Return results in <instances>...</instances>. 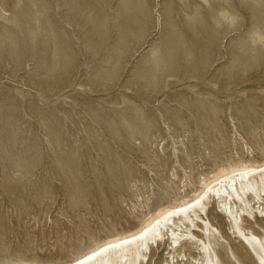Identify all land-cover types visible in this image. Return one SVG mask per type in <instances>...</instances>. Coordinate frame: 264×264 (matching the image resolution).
<instances>
[{
  "label": "rangeland",
  "instance_id": "obj_1",
  "mask_svg": "<svg viewBox=\"0 0 264 264\" xmlns=\"http://www.w3.org/2000/svg\"><path fill=\"white\" fill-rule=\"evenodd\" d=\"M239 155L264 156V0H0V262L64 261ZM208 210L220 264H258Z\"/></svg>",
  "mask_w": 264,
  "mask_h": 264
},
{
  "label": "bare ground",
  "instance_id": "obj_2",
  "mask_svg": "<svg viewBox=\"0 0 264 264\" xmlns=\"http://www.w3.org/2000/svg\"><path fill=\"white\" fill-rule=\"evenodd\" d=\"M176 177L178 181H172L178 190L174 197L150 209V201L142 196L145 210L132 216L133 225L95 239L64 261L18 259L0 264H149L153 249L163 245L168 250L163 264H220L213 244L216 228L205 217L213 202L230 232L241 241L240 247L264 264V231L260 234L254 226L244 224V217L264 224V156L239 155L223 162L200 174L192 182L194 189L185 194L181 193V178ZM200 230L205 234L195 233Z\"/></svg>",
  "mask_w": 264,
  "mask_h": 264
}]
</instances>
